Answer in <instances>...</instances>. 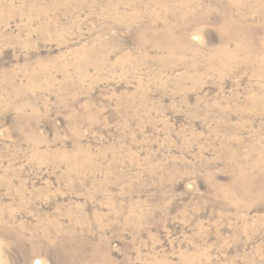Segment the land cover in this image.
I'll use <instances>...</instances> for the list:
<instances>
[{"label":"rangeland","instance_id":"374dc122","mask_svg":"<svg viewBox=\"0 0 264 264\" xmlns=\"http://www.w3.org/2000/svg\"><path fill=\"white\" fill-rule=\"evenodd\" d=\"M0 264H264V0H0Z\"/></svg>","mask_w":264,"mask_h":264},{"label":"bare ground","instance_id":"6f19581e","mask_svg":"<svg viewBox=\"0 0 264 264\" xmlns=\"http://www.w3.org/2000/svg\"><path fill=\"white\" fill-rule=\"evenodd\" d=\"M245 39V38H244ZM239 42V41H238ZM244 42V41H243ZM224 54V53H223ZM226 55V54H225ZM232 59V58H231Z\"/></svg>","mask_w":264,"mask_h":264}]
</instances>
